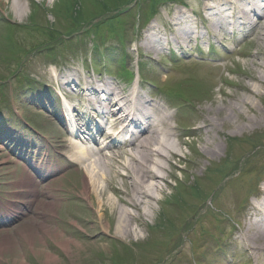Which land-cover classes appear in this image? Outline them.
Instances as JSON below:
<instances>
[{"label":"rangeland","instance_id":"obj_1","mask_svg":"<svg viewBox=\"0 0 264 264\" xmlns=\"http://www.w3.org/2000/svg\"><path fill=\"white\" fill-rule=\"evenodd\" d=\"M19 1L21 19L12 11L16 0H0V204L12 213L10 221H0V264H264L255 244L247 248L243 240L264 201V60L263 66L251 63L264 45L253 31L250 37L242 29L213 37L209 24L220 20L206 11V0ZM181 15L198 36L192 33L176 48L171 40ZM149 28L169 42L166 48L145 43ZM129 71L136 74L132 82ZM65 77L78 86L60 85ZM96 81L125 96L136 89L145 99L156 98L173 116L178 153L169 161L161 201L152 204L154 213L137 237L126 240L113 237L108 211L103 221L110 236L100 234L93 198L81 194L83 174L65 156L70 137L61 108L84 104L80 88ZM208 120L215 131L204 128ZM100 141L101 131L94 143ZM116 154L119 161L128 157ZM38 162L59 174L44 182L33 174L38 201L30 204L15 183ZM120 179H113L118 189ZM123 185L129 193L128 182ZM50 196L55 216L46 226L69 237L68 246L26 238L39 228V214L48 212L40 203Z\"/></svg>","mask_w":264,"mask_h":264},{"label":"bare ground","instance_id":"obj_2","mask_svg":"<svg viewBox=\"0 0 264 264\" xmlns=\"http://www.w3.org/2000/svg\"><path fill=\"white\" fill-rule=\"evenodd\" d=\"M206 1L208 3L205 7L206 11L212 13L221 22H210L211 31L214 33L213 37L219 35V31L249 27L253 31V37L256 42L261 46L264 45V14L262 15L261 13L264 11V0ZM240 6H243V8ZM224 10L227 12L225 13ZM12 11H15V15L19 19L24 15L23 6L20 5L19 0L13 3ZM181 16L179 18L182 21L179 18L176 19L175 23L180 27L171 40L176 48H181L183 44H187L192 33L196 35V38L198 36L194 26L192 27L190 19L185 15ZM227 20L230 22L228 23ZM183 22H185V25ZM152 31V28L148 29L147 33H149L145 36V43H153L156 47L166 48L169 42L154 36L155 32ZM263 60L264 50L262 48L252 57L251 63L252 65L256 63L259 66H263L261 62ZM72 76L74 77V75ZM249 80L254 81L255 76L251 75ZM58 82L59 80L56 83ZM60 84L67 88L72 85L75 88L77 87L72 77H65ZM88 84L90 87L80 88L79 90V95L86 97L84 108L86 110L90 109L96 115V118H98V114L101 117L105 116L109 108L111 110V121L107 125L108 134L101 133L102 139H104L103 146L107 150H111L109 145L116 146L120 140H124L126 137V141L134 138L132 147L126 149L129 153L127 152L128 157L123 161H119L116 158V152H118L116 147H113L114 150L111 151V155H102L104 149L94 153L93 149L95 150L97 147L89 145V148H86V143L80 142L78 139L77 141L68 139V145L65 149L69 151V158L76 165L77 171L83 174L81 194L88 202H90V198H93L90 203L93 213L99 221L101 232L105 235L109 232L107 225L103 221L104 213L108 211L110 217H114L115 220L113 230L115 239L126 240L137 237V229L144 224L143 220L149 219L150 214L154 213L152 204H159L162 198V185L167 179V173H169V161L178 153L172 141L173 131L168 122L169 115L157 105H154L146 112V102L136 89H133L125 96L122 90L115 87L110 88L105 83L95 84L94 82H88ZM102 94L106 96L107 104L102 101ZM66 110L77 115L72 114L78 122L77 128L78 126L80 127L82 124L80 114L71 105H68ZM113 111H117L115 115H113ZM102 125L103 122L100 121L97 131ZM145 126H147V131L137 135L139 128H144ZM131 127L136 130H131ZM215 127L216 124L211 120L204 123V128L207 131H215ZM82 129L84 131L81 132V135L77 133L78 137L88 140L94 139L93 132L89 130L87 125L83 126ZM207 145H210V140H207ZM116 177L121 178L122 189L114 186L113 179ZM125 181L130 186L129 193L124 191L123 183ZM18 183H20L21 187L32 188L33 186V181L29 175L24 180H19ZM50 198L48 202L43 203V208L48 213L46 215L41 214V221L37 223L39 228H36L32 233L28 232L26 238L28 241L36 239L44 241L47 238L61 240L68 246L73 243L69 237H65L62 232L59 233L46 226L45 220L51 221L55 216L54 207L56 206V200L53 196H50ZM33 199L35 200L36 198ZM262 209H264V201L256 209L258 212H256L255 216L259 218L256 221L257 223L254 224L250 237L246 235V238L242 237L247 248L250 247V244H255L254 247L258 249L257 253H255L256 256L258 254L264 255V211ZM3 238L6 239L8 237L5 235ZM8 246L11 248L10 243ZM1 248L0 251L5 249L3 245H1ZM46 256L48 259H52V255L47 254Z\"/></svg>","mask_w":264,"mask_h":264}]
</instances>
